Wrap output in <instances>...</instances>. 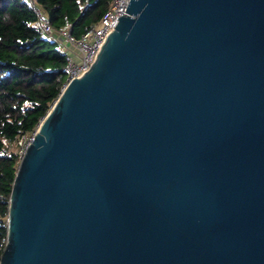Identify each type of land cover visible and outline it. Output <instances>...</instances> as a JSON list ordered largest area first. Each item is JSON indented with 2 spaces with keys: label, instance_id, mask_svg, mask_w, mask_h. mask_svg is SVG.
<instances>
[{
  "label": "water",
  "instance_id": "water-1",
  "mask_svg": "<svg viewBox=\"0 0 264 264\" xmlns=\"http://www.w3.org/2000/svg\"><path fill=\"white\" fill-rule=\"evenodd\" d=\"M20 159L0 264H264V0H130Z\"/></svg>",
  "mask_w": 264,
  "mask_h": 264
},
{
  "label": "trees",
  "instance_id": "trees-1",
  "mask_svg": "<svg viewBox=\"0 0 264 264\" xmlns=\"http://www.w3.org/2000/svg\"><path fill=\"white\" fill-rule=\"evenodd\" d=\"M58 31L80 38L112 0H36ZM21 0H0V259L7 243L10 196L20 163L19 140L32 138L67 82V58L35 27Z\"/></svg>",
  "mask_w": 264,
  "mask_h": 264
},
{
  "label": "built area",
  "instance_id": "built-area-1",
  "mask_svg": "<svg viewBox=\"0 0 264 264\" xmlns=\"http://www.w3.org/2000/svg\"><path fill=\"white\" fill-rule=\"evenodd\" d=\"M36 15L35 27L44 35L53 37L62 46L67 60V82L64 87L74 79H79L85 71L94 64L96 55L104 43L106 36L118 25L119 18L127 15L130 0H112L109 10L100 22L87 30L80 38L74 37L70 31H58L50 23L44 10L36 0H21ZM32 138L23 136L19 140L20 159L24 156Z\"/></svg>",
  "mask_w": 264,
  "mask_h": 264
}]
</instances>
